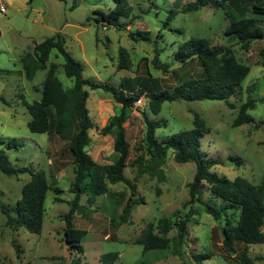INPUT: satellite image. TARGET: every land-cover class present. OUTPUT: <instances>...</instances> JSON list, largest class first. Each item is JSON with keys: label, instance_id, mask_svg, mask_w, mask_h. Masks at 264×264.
Masks as SVG:
<instances>
[{"label": "rangeland", "instance_id": "obj_1", "mask_svg": "<svg viewBox=\"0 0 264 264\" xmlns=\"http://www.w3.org/2000/svg\"><path fill=\"white\" fill-rule=\"evenodd\" d=\"M14 1V6L8 7L0 18V69L7 71L0 74V95L7 102L0 99V149L17 167L44 171L51 190L45 203L42 233L32 234L24 228L14 231L6 226L7 218L1 205L12 210L31 175L0 173V264H144L143 247L136 243L137 238L151 227L157 231L161 218H170L172 224H176L196 208V204L189 203L188 189L196 174L194 162L177 163L170 151L164 166L166 181L159 180L153 173L140 174L136 162L146 152V117L165 122L166 127L156 131L161 141L193 129L195 116H198L205 123L202 149L208 158L221 162L212 172L232 181L245 178L254 185L261 182L264 126L256 129L254 124L264 120V101H260L264 99V39L254 40L249 50L244 49L239 40L226 35L229 21L225 12L215 7L180 13L168 20L170 11L179 12L183 4L192 0H121L129 14L121 18L127 24L123 31L93 20L97 10L107 13L115 10L117 0H34L26 5L24 0ZM256 3H264V0H247V16L256 17L252 11ZM228 9L239 17L240 12L234 5ZM259 19L264 27V17ZM57 33L64 36L68 52L84 66L85 78L118 88L127 83L128 93L135 91L146 78H153L160 91L169 92L199 78L203 68L198 59L185 64L174 59L178 48L191 38H204L211 45L225 46L239 63L251 68L245 81L229 98L234 109L224 101H174L166 102L162 112L153 115L149 100L142 98L141 103L137 101L127 110L128 118L123 126L130 152L125 175L137 185L138 196L145 204L136 206L128 221L119 225L116 220L130 198V189L124 183L111 184L104 176L107 193L97 196L93 203L83 195L82 207L74 218V227L88 232L82 242V254L70 250L64 241L63 216L69 212L75 196L70 189L77 173L69 141L56 134L31 132L28 127L31 115L24 104L42 99L52 64L56 65V76L65 89L74 85V81L66 77L64 59L56 50L50 56L48 68L39 71L34 80H27L22 70V55L33 52L35 45ZM88 92V108L96 128L90 131L91 143L85 151L97 164L110 165L119 157L114 149L117 128L108 135H103L102 129L120 114L122 105L101 89L88 88ZM250 101L255 102L254 109L249 111L255 123L234 128L241 106ZM204 195L205 199L210 196V186L205 185ZM191 220L197 225L188 224L182 256L173 253L174 238L178 234L174 225L169 235L170 251L159 254L164 258L154 264H235V257L223 249L225 222L216 221L205 212L193 215ZM237 252L239 255L247 253L253 264H264V244L239 243ZM204 254L211 257L196 261L195 255Z\"/></svg>", "mask_w": 264, "mask_h": 264}, {"label": "trees", "instance_id": "obj_2", "mask_svg": "<svg viewBox=\"0 0 264 264\" xmlns=\"http://www.w3.org/2000/svg\"><path fill=\"white\" fill-rule=\"evenodd\" d=\"M116 2L118 3L117 8L109 13L101 10L95 11L97 17L93 20L123 31L127 24L123 23L121 18L128 17L129 14L122 6L121 0ZM246 4L247 0H192L183 4L179 12L170 11L168 20H173L180 13L198 12L205 7L220 8L225 12L229 21L226 35L230 39L239 40L244 49L249 50L252 41L264 39V27L261 25L262 20L259 19L264 17V3L253 4L252 11L256 17L246 15L248 12ZM231 5L238 9L239 17L231 14L228 9ZM73 7H76V3ZM54 50L64 59V72L67 78L74 81L73 87L64 88L61 80L56 76L57 67L52 64L47 72L42 99L33 103L24 102V104L31 115L28 123L31 132L56 134L62 140L69 141V150L77 165V173L70 189L75 196L69 212L63 216L64 241L70 250L82 254L84 252L82 242L88 232L75 228L74 218L82 207L80 202L83 195L88 197L89 203H93L97 196L107 193L108 188L104 176L111 184L124 183L130 189V198L122 208V214L116 220L119 225L128 221L136 206L145 204V200L138 196L137 185L125 175L130 152V144L123 126L128 118L127 110L133 108L142 98L149 100L153 115L160 114L166 102L174 101H224L231 109H234L229 98L245 81L251 68L239 63L231 50L225 46L211 45L204 38H191L178 48L174 59L183 64L198 59L203 68V74L199 78L183 83L172 92L160 91L153 78H146L139 83L135 91L131 90L128 93L130 88L126 85L127 83H123L118 88L108 83L85 78L84 66L68 52L64 36L57 33L35 45L33 52H27L21 57L27 80H34L39 71L48 68L47 63ZM161 68L166 70L165 67ZM6 72L0 69V74ZM88 88L101 89L122 105L120 114L112 118L111 122L102 129L103 135H108L114 128H117L114 149L119 157L110 165L97 164L85 151L91 143L90 131L96 128L88 108L90 98ZM0 99L7 103L1 95ZM254 107V101L243 104L233 127L254 124L255 119L249 112ZM146 123V152L140 155L136 162L140 174L153 173L158 176L159 180L166 181L164 166L170 151H173L174 160L177 163L194 162L196 174L193 181L188 184V189L189 203L196 204V208L191 210V215L184 219L181 218L176 224H172L170 218H161L156 226L157 231L151 227L137 238L136 243L143 247V263L154 264L164 258L161 255L170 251L171 238L169 235L174 225L178 234L174 238L173 253L181 257L188 224L197 225L191 217L205 212L216 221L225 222L222 230L223 249L230 256L235 257V264H253V260L248 257L247 253L238 254L237 244L241 243L246 246L264 244V176L260 183L254 185L245 178H236L232 181L212 172V168L221 162L219 159L208 158L202 149L205 123L198 116H195L193 129L177 133L161 141L157 139L156 131L166 127L165 122L146 117ZM263 126L264 120L254 124L256 129ZM11 146L12 142L9 144L10 149ZM141 149H144V146ZM0 173L7 176H18L24 173L31 175V180L22 189V197L17 205L12 210H7L4 205H1V211L7 218L6 226L11 230L17 231L24 228L32 234H41L46 212L45 203L48 192L51 190L46 173L35 171L30 167H17L3 149H0ZM205 185L210 186V196L207 199L204 195ZM57 201L61 202L60 199ZM154 255L157 256L151 259ZM194 257L196 261H200V259H208L211 256L204 254ZM75 263L78 264V262Z\"/></svg>", "mask_w": 264, "mask_h": 264}, {"label": "crops", "instance_id": "obj_3", "mask_svg": "<svg viewBox=\"0 0 264 264\" xmlns=\"http://www.w3.org/2000/svg\"><path fill=\"white\" fill-rule=\"evenodd\" d=\"M15 1L14 0H0V18H1V14H4L7 12L8 7H12L14 6ZM28 3H32L31 1L28 2V0H24V4H28ZM0 37H2V32L0 31ZM23 56V55H22ZM21 61V59H20ZM22 65V63H21ZM23 70V67H22ZM24 73V71H23Z\"/></svg>", "mask_w": 264, "mask_h": 264}, {"label": "built area", "instance_id": "obj_4", "mask_svg": "<svg viewBox=\"0 0 264 264\" xmlns=\"http://www.w3.org/2000/svg\"><path fill=\"white\" fill-rule=\"evenodd\" d=\"M142 102V100H139V103H141Z\"/></svg>", "mask_w": 264, "mask_h": 264}]
</instances>
